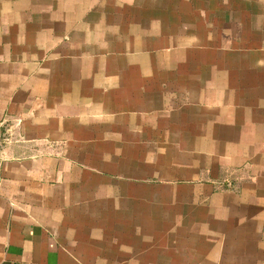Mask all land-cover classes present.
<instances>
[{
  "label": "crops",
  "instance_id": "0c3cea01",
  "mask_svg": "<svg viewBox=\"0 0 264 264\" xmlns=\"http://www.w3.org/2000/svg\"><path fill=\"white\" fill-rule=\"evenodd\" d=\"M12 121L0 264H264V0H0Z\"/></svg>",
  "mask_w": 264,
  "mask_h": 264
},
{
  "label": "rangeland",
  "instance_id": "374dc122",
  "mask_svg": "<svg viewBox=\"0 0 264 264\" xmlns=\"http://www.w3.org/2000/svg\"><path fill=\"white\" fill-rule=\"evenodd\" d=\"M16 122V121H15ZM15 122L12 121L11 125L8 126V128H6V130L3 132V130H0V143H11L12 141H25L26 137L22 132H17L15 129ZM17 123V122H16ZM19 123V122H18ZM21 135V139L17 140ZM9 137V141H5L4 137ZM3 146H1L0 144V148H2Z\"/></svg>",
  "mask_w": 264,
  "mask_h": 264
},
{
  "label": "built area",
  "instance_id": "2783aa9c",
  "mask_svg": "<svg viewBox=\"0 0 264 264\" xmlns=\"http://www.w3.org/2000/svg\"><path fill=\"white\" fill-rule=\"evenodd\" d=\"M9 139H10L9 137H6V136L4 137L5 141H9ZM20 139H21V135H20V137L17 140H20Z\"/></svg>",
  "mask_w": 264,
  "mask_h": 264
}]
</instances>
